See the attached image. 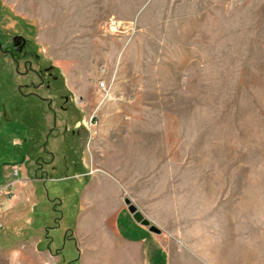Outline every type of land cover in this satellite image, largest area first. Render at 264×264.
<instances>
[{
  "label": "rangeland",
  "instance_id": "374dc122",
  "mask_svg": "<svg viewBox=\"0 0 264 264\" xmlns=\"http://www.w3.org/2000/svg\"><path fill=\"white\" fill-rule=\"evenodd\" d=\"M85 161L173 264H264V0H0V264L63 241Z\"/></svg>",
  "mask_w": 264,
  "mask_h": 264
},
{
  "label": "crops",
  "instance_id": "0c3cea01",
  "mask_svg": "<svg viewBox=\"0 0 264 264\" xmlns=\"http://www.w3.org/2000/svg\"><path fill=\"white\" fill-rule=\"evenodd\" d=\"M33 97L42 101L39 94ZM84 166L86 171L76 175L73 187L74 223L64 232L63 241H55L53 227L42 225V264H63L62 257H76L71 260L74 264H173L164 234L151 232L129 212L124 184L107 173H90L88 161ZM1 200L7 201L5 196Z\"/></svg>",
  "mask_w": 264,
  "mask_h": 264
},
{
  "label": "water",
  "instance_id": "95a60500",
  "mask_svg": "<svg viewBox=\"0 0 264 264\" xmlns=\"http://www.w3.org/2000/svg\"><path fill=\"white\" fill-rule=\"evenodd\" d=\"M125 203L128 206L129 212L132 214L134 220L137 223L149 227V230L153 233H161V230L157 226L152 224L128 198L125 199Z\"/></svg>",
  "mask_w": 264,
  "mask_h": 264
},
{
  "label": "built area",
  "instance_id": "2783aa9c",
  "mask_svg": "<svg viewBox=\"0 0 264 264\" xmlns=\"http://www.w3.org/2000/svg\"><path fill=\"white\" fill-rule=\"evenodd\" d=\"M19 171H20V168L18 166H15L13 168V175L14 176H18L19 175ZM11 186H12V183H7L5 185L3 183H0V200H1L2 197L5 196V193H4L5 189H10ZM6 195H8V192H7ZM5 197H7V196H5ZM1 213H2V210H1V207H0V230L3 227V220H2V217H1Z\"/></svg>",
  "mask_w": 264,
  "mask_h": 264
},
{
  "label": "flooded vegetation",
  "instance_id": "af4514ba",
  "mask_svg": "<svg viewBox=\"0 0 264 264\" xmlns=\"http://www.w3.org/2000/svg\"><path fill=\"white\" fill-rule=\"evenodd\" d=\"M37 79L39 81L38 83H36V84L30 83L29 85H27L29 89H32V88L34 89V91H30L28 93L29 96H33L35 94H38L37 91L42 89L43 80H42V75L40 73H37Z\"/></svg>",
  "mask_w": 264,
  "mask_h": 264
},
{
  "label": "clouds",
  "instance_id": "9594fccd",
  "mask_svg": "<svg viewBox=\"0 0 264 264\" xmlns=\"http://www.w3.org/2000/svg\"><path fill=\"white\" fill-rule=\"evenodd\" d=\"M13 256H14V257L19 256V253H18V252H14V253H13Z\"/></svg>",
  "mask_w": 264,
  "mask_h": 264
}]
</instances>
